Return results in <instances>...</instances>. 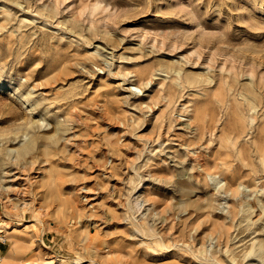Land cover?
Here are the masks:
<instances>
[{"label": "rangeland", "instance_id": "obj_1", "mask_svg": "<svg viewBox=\"0 0 264 264\" xmlns=\"http://www.w3.org/2000/svg\"><path fill=\"white\" fill-rule=\"evenodd\" d=\"M0 180L1 263L264 264V0H0Z\"/></svg>", "mask_w": 264, "mask_h": 264}, {"label": "bare ground", "instance_id": "obj_2", "mask_svg": "<svg viewBox=\"0 0 264 264\" xmlns=\"http://www.w3.org/2000/svg\"><path fill=\"white\" fill-rule=\"evenodd\" d=\"M31 143L29 142V141H27L25 144H24V148H28V147H31ZM17 153H19L20 151L19 150H17L16 151ZM9 186H7V185H4V184H2L1 183V180H0V201L2 202V204L4 205V206H6V202L8 201V199H9V197H8V194H7V191L9 190V188H8ZM230 191V193L232 194V193H234V189L233 188H231L230 186H227L225 189H224V191ZM2 195V196H1ZM4 197V199H2ZM6 198V199H5ZM9 205V204H8ZM245 205H247V209L246 210H253V207H254V205L253 204H250V203H245ZM1 216H3V217H6V214L4 213V212H2L1 213ZM80 216V215H79ZM4 223H3V227L4 228H1L0 227V236H2V232H4L6 229H9L10 227H11V225L9 224V220H7V219H5L4 221H3ZM1 224V223H0ZM88 246H90V243H88L87 244V247ZM96 248V247H95ZM95 253H97V252H95ZM1 260H2V258H1ZM100 261H102V260H100ZM1 264H6L5 262L4 263H1Z\"/></svg>", "mask_w": 264, "mask_h": 264}, {"label": "built area", "instance_id": "obj_3", "mask_svg": "<svg viewBox=\"0 0 264 264\" xmlns=\"http://www.w3.org/2000/svg\"><path fill=\"white\" fill-rule=\"evenodd\" d=\"M1 258H2V256L0 255V263H1Z\"/></svg>", "mask_w": 264, "mask_h": 264}]
</instances>
